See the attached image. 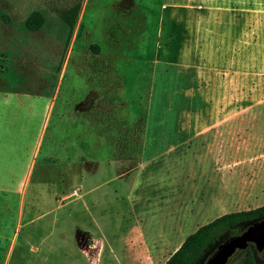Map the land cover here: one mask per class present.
<instances>
[{"label": "rangeland", "instance_id": "obj_1", "mask_svg": "<svg viewBox=\"0 0 264 264\" xmlns=\"http://www.w3.org/2000/svg\"><path fill=\"white\" fill-rule=\"evenodd\" d=\"M31 12L43 18L35 32L23 26ZM1 15L0 264H93L77 150L103 158L143 140L166 161L183 155L182 195L205 201L218 166L228 174L225 213L264 206V0H2ZM238 35L241 73L230 60ZM143 129L175 134L114 136ZM114 186L88 196L107 210L102 227L124 207ZM213 214L189 217L183 236ZM234 254L226 264L244 250ZM253 259L264 264V250Z\"/></svg>", "mask_w": 264, "mask_h": 264}, {"label": "crops", "instance_id": "obj_2", "mask_svg": "<svg viewBox=\"0 0 264 264\" xmlns=\"http://www.w3.org/2000/svg\"><path fill=\"white\" fill-rule=\"evenodd\" d=\"M241 39L238 35L237 51L230 56V60L236 62V69L233 71L237 73H241L239 63L240 57H243L240 55V50L243 49V46L239 44ZM221 55L223 58V51H221ZM229 66L227 63V72H229ZM222 68H224L223 65ZM223 118L224 116L220 115L219 121L223 122ZM76 123L78 127L76 137L83 138L86 130L85 125L88 123L84 117H78ZM122 132L124 133L114 136L146 139L149 137L148 134H151L152 137H158V135L167 137L170 134H175L168 129L159 131L143 129L137 134L133 131L130 134L125 130ZM98 148L102 153L105 152L103 147ZM110 148L112 151L111 154L108 153V156L103 158L92 157L87 160L85 159L87 152L77 150V154L82 155L78 167L82 173V188L86 189L82 193L83 210L79 213L84 214L82 217L87 225L82 228L81 233L92 238V241L87 240L85 242L87 246H90L89 248L85 247V250L91 251L90 259L93 264H164L187 237L183 236L182 228H187L192 222L187 223L189 217L194 219L205 216L209 211H216V214L210 216L214 219L227 214L225 211L230 197L228 180L226 179L228 174L225 171V173H221L220 167L216 166V171H211V175L214 177L205 181L208 188L206 192L209 194H207L205 201L199 203L196 199H192L190 194L182 195L178 191L177 182L180 181L176 179L180 177L181 168L186 164L181 153L176 159L166 161L162 159L166 156V153L162 152L164 149L158 151L155 148H148L143 140L142 144L137 147L113 145ZM169 150V148L166 149V151ZM18 161L20 162V160ZM194 164L203 168L204 160L197 159ZM161 165L164 167H160ZM160 168L163 169L164 173L162 178L158 177ZM148 173L149 176H147ZM192 175L195 177V174ZM87 180H93V182L87 184ZM110 184H114L116 189L112 191L114 194L112 198L117 201L116 193H119V198L124 207L119 209L118 206L114 205L109 218V220L111 218L113 220L109 221L111 224L109 228L96 223L100 214L107 210L96 211L97 199H91L88 196L92 191L102 189ZM239 196L236 193V197ZM187 209H189L188 216L182 218L183 211ZM88 225H92V228H87ZM198 228L199 226L195 225L194 228H191L190 234Z\"/></svg>", "mask_w": 264, "mask_h": 264}, {"label": "trees", "instance_id": "obj_3", "mask_svg": "<svg viewBox=\"0 0 264 264\" xmlns=\"http://www.w3.org/2000/svg\"><path fill=\"white\" fill-rule=\"evenodd\" d=\"M0 18L4 22L8 20L4 15H1ZM42 23V16L38 12H31L24 20L23 26L26 31L35 32L41 28ZM261 220H264V206L224 214L188 235L164 264H204L219 244ZM253 249L252 245H248L238 264H254ZM240 252L242 251L235 252L233 257Z\"/></svg>", "mask_w": 264, "mask_h": 264}, {"label": "water", "instance_id": "obj_4", "mask_svg": "<svg viewBox=\"0 0 264 264\" xmlns=\"http://www.w3.org/2000/svg\"><path fill=\"white\" fill-rule=\"evenodd\" d=\"M248 245L256 252L264 250V220L247 226L240 234L219 244L204 264H226L235 252L245 250Z\"/></svg>", "mask_w": 264, "mask_h": 264}]
</instances>
